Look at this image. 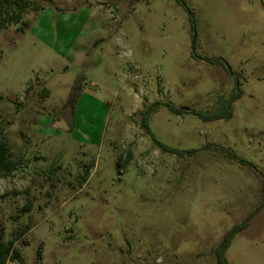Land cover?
I'll list each match as a JSON object with an SVG mask.
<instances>
[{
	"label": "rangeland",
	"instance_id": "obj_1",
	"mask_svg": "<svg viewBox=\"0 0 264 264\" xmlns=\"http://www.w3.org/2000/svg\"><path fill=\"white\" fill-rule=\"evenodd\" d=\"M24 20L0 30L6 264H218L238 227L228 264H264V0H53ZM239 89L230 118L192 112Z\"/></svg>",
	"mask_w": 264,
	"mask_h": 264
},
{
	"label": "trees",
	"instance_id": "obj_2",
	"mask_svg": "<svg viewBox=\"0 0 264 264\" xmlns=\"http://www.w3.org/2000/svg\"><path fill=\"white\" fill-rule=\"evenodd\" d=\"M180 3L185 4V0H178ZM53 0H0V30L6 29L11 25L22 24L21 30H25L29 26V21L24 20L25 15L29 12H39L44 10L47 6L51 5ZM48 91L45 90L47 96ZM242 95V91L239 89L237 92L229 98H223L220 101V105L213 112H201L192 111L195 115L199 116L204 121H217L224 118H230L233 115V104ZM78 93L75 92V98L72 104L76 102ZM161 103H154L148 110L151 113L159 108ZM169 109L176 113H184L189 109L176 108L170 104H167ZM155 141L165 150L176 152L177 150L169 147L160 140L155 138ZM131 159L130 153L124 157L125 162H129ZM123 157L121 156L119 161L121 162ZM15 161L12 159V150L5 141H0V178L9 176L15 170ZM249 219V218H248ZM241 228H236L231 231L224 239L221 246L216 250L218 264H228L225 253L228 249L231 239L234 234ZM24 235V234H23ZM16 240H9L7 242L0 240V264H6L8 260L15 261L17 258V252H14Z\"/></svg>",
	"mask_w": 264,
	"mask_h": 264
}]
</instances>
